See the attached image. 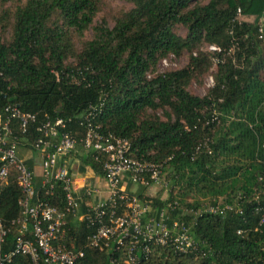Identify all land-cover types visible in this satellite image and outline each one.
Returning <instances> with one entry per match:
<instances>
[{"label": "trees", "instance_id": "1", "mask_svg": "<svg viewBox=\"0 0 264 264\" xmlns=\"http://www.w3.org/2000/svg\"><path fill=\"white\" fill-rule=\"evenodd\" d=\"M126 1L131 8L119 11L108 27L104 21L92 26L99 0H0V112L11 104L36 113L38 122L61 119L77 139L89 121L101 133L127 140L132 159L160 164L171 187L184 180L201 197L210 195L203 203L136 195L153 208L176 201L198 209L243 196L239 215L181 217L198 244L196 253L151 246L147 256L137 254L139 264H264V227L254 230L258 217L252 213L256 203L264 204V34L259 39L257 33L259 24L264 29V0ZM176 26L185 29L183 37L174 33ZM88 29L91 37L84 40ZM205 45L213 50H202ZM184 53V67L154 73L159 59ZM212 61L210 89L202 97L189 93ZM14 131L26 144L38 136L33 129L26 137ZM76 149L81 163L102 177L103 157L79 143ZM45 189L39 186L35 195ZM49 192L44 198L61 208L60 183ZM19 197L11 173L0 186V219L19 216ZM238 229L244 234L236 235ZM62 230L66 248L82 251L76 264H122L114 245L102 252L88 248L93 228L85 222L67 215ZM14 262L30 264L21 256Z\"/></svg>", "mask_w": 264, "mask_h": 264}, {"label": "built area", "instance_id": "2", "mask_svg": "<svg viewBox=\"0 0 264 264\" xmlns=\"http://www.w3.org/2000/svg\"><path fill=\"white\" fill-rule=\"evenodd\" d=\"M239 17L237 10L238 20ZM263 31V25L259 24V39ZM209 49L213 50L212 47ZM14 129L22 137H26L30 129L38 133L28 145L40 153V187H46L41 197L35 195L31 169L17 157L20 140ZM78 143L84 150H92L103 157L102 180L107 193L106 200L95 201L79 218L76 213L81 199L94 193L93 189H84L78 194L72 187L67 157ZM129 147L127 140L101 133L89 121L83 136L77 139L65 130L61 119L50 121L45 117L38 122L36 113L22 112L11 104L3 107L0 112V186L6 185L12 173L20 191L17 201L20 212L16 219H0V264H15L18 256L28 258L30 264H76L82 257V251L70 250L61 242L67 215L93 228L87 237L88 248L102 252L114 245L115 251H121L122 264H139L137 254L147 256L151 246H171L182 255L198 251V244L190 235V225L181 217L241 214L244 198L239 194L231 204L218 200L203 204L198 209L179 207L176 201H167L160 208L141 203L136 195L122 189L123 179L127 178L130 184L141 187L158 186L162 182L161 165L132 159L128 155ZM54 182L61 185V208L44 198L50 195ZM259 193L256 192L252 199L256 200ZM252 213L258 217L254 230L264 227V204L256 203ZM244 232L238 229L236 235H243ZM9 233L14 237L10 249L6 251L4 246ZM261 251L264 253V247ZM198 253L204 256L202 251ZM108 264H118V261L110 259Z\"/></svg>", "mask_w": 264, "mask_h": 264}, {"label": "rangeland", "instance_id": "3", "mask_svg": "<svg viewBox=\"0 0 264 264\" xmlns=\"http://www.w3.org/2000/svg\"><path fill=\"white\" fill-rule=\"evenodd\" d=\"M24 0H21L23 2ZM100 1V7L99 11L94 17L92 21V26L95 24L104 21L105 25L108 27H111L113 25V19L117 16V13L119 11H127L131 8V4L127 2L126 0H99ZM200 4H205L208 0H197ZM240 18V17H239ZM174 33L180 37H183L185 35V29L181 26H176L174 28ZM92 34V30L88 29L84 33V40L90 39ZM5 40L8 39L9 34L2 36ZM74 44L78 47L79 44L77 42H74ZM202 50L204 51H211L209 49V46H202ZM188 55L186 53L182 54L180 57H173L171 55L161 58L157 61L155 65V74H161L169 71H175L179 70L182 67L185 66L187 62ZM215 61V60H214ZM212 61V66L208 70L206 74H204L202 77H200L197 81L191 82L189 86L187 87V91L195 96L202 97L205 95L208 89L211 87V81L212 77L215 74V62ZM72 59L69 58L68 63H71ZM260 76L264 78V70L260 73ZM156 116L161 117V112L157 111ZM162 182L155 186L152 192L150 193L151 196H148L150 198H154V195L156 196L159 194V197L162 198L161 201H164L168 198L169 194L177 201L181 200L183 202L192 203L193 201L200 202H206L210 195L207 197H201L196 192L195 186H192L191 188L187 187L186 183H184V180L178 181L175 186H170V184L165 179L164 176H161ZM202 202V203H203ZM153 208V207H152Z\"/></svg>", "mask_w": 264, "mask_h": 264}, {"label": "crops", "instance_id": "4", "mask_svg": "<svg viewBox=\"0 0 264 264\" xmlns=\"http://www.w3.org/2000/svg\"><path fill=\"white\" fill-rule=\"evenodd\" d=\"M79 152L77 149L69 154L67 157L68 171L71 175L72 187L74 192L81 194L84 189H93V195L91 197H83L79 204L77 211V218H79L87 207L95 203V201H104L107 198L106 188L101 176L95 175L92 170L81 163L79 159ZM17 157L25 163V165L31 169L33 173V189L35 190L41 184L42 171H41V157L40 153L33 150L24 141H20L17 145ZM122 189L130 194L143 196H151L150 193L154 189V186L141 187L139 185H132L128 182L127 178L122 181ZM154 198H158L159 194ZM76 220L78 221L79 219ZM75 221V220H73Z\"/></svg>", "mask_w": 264, "mask_h": 264}]
</instances>
